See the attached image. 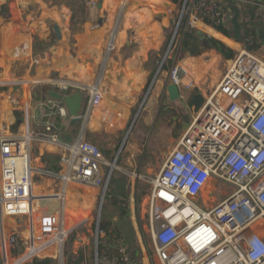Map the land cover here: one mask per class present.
Here are the masks:
<instances>
[{"label":"crops","instance_id":"crops-1","mask_svg":"<svg viewBox=\"0 0 264 264\" xmlns=\"http://www.w3.org/2000/svg\"><path fill=\"white\" fill-rule=\"evenodd\" d=\"M160 1H166L169 5L165 6ZM260 3L262 5H258L260 10L255 15L252 34L243 43L236 41L232 31L226 36L203 19H198L197 23L210 28L215 34L200 28L197 23L194 28L230 47L229 41H234L233 48L236 49L239 46L252 47L250 51H257L264 58V33L260 34L264 0ZM172 4L175 3L167 0H0V81L4 84L0 86V134L21 137L27 132V127L31 132H36L49 125L64 142H67L63 139L66 133L72 138L68 143L80 140L95 142L100 146L104 158L101 172L106 180L105 193L112 175L128 176L125 183L119 184V189H128L129 185L132 192L138 189L132 175L151 166V159L144 160L152 156L154 145L150 143L153 137L166 144L174 141L177 145L201 108H197L195 96L201 95L203 103L208 97L207 87L194 86V83H201L203 76L207 77L206 73L218 61V56L222 57L216 51L212 56L213 50L210 48L197 56L178 58L177 42L175 50L166 52L160 58V49L169 34ZM222 10L230 28L242 20L236 3L228 1L226 8L222 5ZM181 13L182 4L172 34L177 38L180 37L181 27L186 26ZM73 25L77 26L78 31L69 41L64 35ZM54 28H57L59 37ZM157 57L160 62L156 66ZM179 65L186 69L187 76L175 83L170 79V72ZM221 74L219 69L212 71L208 84L210 91L213 86L216 87ZM171 86L175 87L173 93ZM90 88L104 93L100 107L92 106ZM47 89H59L64 94L79 92L84 107L80 121L70 125L68 113L60 116L56 107L64 105L61 102L51 99L44 103L43 95ZM30 92L33 99H25ZM36 101L46 105V111L34 116L30 110H35ZM142 112L143 117L139 121L138 116ZM42 116L46 120L40 124ZM5 125H9L11 131L8 132ZM32 153L36 154L42 167L36 165L35 169L33 165L34 174L38 173L40 177L32 178L34 201L30 215L39 209L40 195L46 192V197H50L56 189L52 196L58 198L61 207L63 205L65 226L74 223L76 218L86 217L87 212L82 213L83 217L70 213V216L65 215L66 204L74 202L78 206L90 207L93 201L89 198L94 199L90 193L91 187L103 192V186L62 180L61 175L66 167L61 161L65 155L61 145L32 141L31 161ZM138 178L141 176L138 175ZM121 194H118L120 200L124 199ZM78 196L77 204L75 200ZM133 203L132 197L128 204L133 206ZM44 213L47 212L41 215ZM117 215L126 216V209L123 208ZM107 216L114 219L112 242L103 245L113 250L125 247L134 264H148L138 232L132 238L126 225L116 219L118 216ZM144 226L148 231V223ZM60 228L64 233L62 226ZM16 235L20 239L19 246L9 244V248H6L4 229L0 228V264L7 262L9 255L15 258L12 264L24 256L21 241L25 237L21 236V231ZM46 249L44 245L38 254ZM40 257H46V254Z\"/></svg>","mask_w":264,"mask_h":264},{"label":"built area","instance_id":"built-area-1","mask_svg":"<svg viewBox=\"0 0 264 264\" xmlns=\"http://www.w3.org/2000/svg\"><path fill=\"white\" fill-rule=\"evenodd\" d=\"M240 1L262 5L257 0ZM181 16L193 28L198 19L213 25L224 20L219 0H182ZM243 49L230 58L157 174L145 177L150 184L148 231L141 224L143 217L136 227L148 264H264V59ZM181 74L179 67H173L171 81L178 82ZM90 90L92 106L100 107L104 93ZM56 108L60 116L67 114L64 105ZM32 141L63 146L65 182L106 188L101 172L104 158L97 143L64 142L49 125L36 132L27 127L21 137L0 134V228L5 217L31 214ZM219 184L229 190L216 202ZM60 222L58 212L40 215L37 228L21 241L25 254L15 264L29 262L46 243L57 239ZM8 241L15 244V234ZM117 252L97 253L95 264H134L125 247Z\"/></svg>","mask_w":264,"mask_h":264},{"label":"rangeland","instance_id":"rangeland-1","mask_svg":"<svg viewBox=\"0 0 264 264\" xmlns=\"http://www.w3.org/2000/svg\"><path fill=\"white\" fill-rule=\"evenodd\" d=\"M169 2H171L170 0H167ZM181 4H182V0H180L179 3H175L172 4L171 7H173L170 13V24H169V34L167 37V40L165 42V44L162 46V48L160 49L159 55L160 58L165 55V53L167 52V48L170 44V41L172 39V34L174 32V29L177 25V19L179 17V13H180V9H181ZM259 8L257 9V12H259ZM199 29V28H197ZM32 31H35L34 29H32ZM78 31L77 26L73 25L69 31H65V35L64 37L68 38L69 41H71L74 36L76 35L75 33ZM31 32V31H30ZM38 33V32H37ZM75 34V35H73ZM179 37L175 38L173 44L170 47L169 52H172L173 50H175V46L178 42ZM226 45V44H225ZM227 47H229L230 49L233 50L234 55L236 53H238V51H241L242 48L236 49L233 47H230L228 45H226ZM213 50V49H212ZM243 50H250L248 47H244ZM254 54L260 56L263 58V56L261 55V53L257 52V51H252ZM212 56L215 55V50H213V52H211ZM218 56V55H217ZM222 56V55H221ZM159 57V56H158ZM156 58L157 64L156 66L159 64V59L160 58ZM234 57V56H233ZM212 58V57H211ZM264 59V58H263ZM232 59L230 58H224L223 56L220 57L218 56V61L212 65V68L209 69V73H206V76H203V80L201 83H194V86H202V87H207L206 90L208 92V94H210L213 89L214 86L211 88V91L208 88V84L211 81L210 79L211 77V73L212 71L219 69L220 71H222L221 76L223 75V73L226 71V66H228V64L230 63ZM220 76V74H219ZM191 85V83H190ZM20 88V87H19ZM21 91V90H20ZM32 91V90H31ZM39 97V95H38ZM26 98H31L33 99V96L30 94H26L25 95V99ZM36 108L35 110H33L31 112L30 110V114L34 115L35 114H39L41 111H46L45 110V106L43 104H40L41 102L36 101ZM143 117V112L140 114V116H138L139 121L142 119ZM46 120L45 116H42L41 119L39 120L40 124H43V121ZM7 121V120H6ZM45 123V122H44ZM132 123V122H131ZM131 125V124H130ZM9 125H5L6 130L9 132L11 131L10 129H8ZM7 132V133H8ZM123 136V135H121ZM146 138V137H145ZM150 144L154 145V149L152 150V156H147L145 158L144 161H147L151 159V166H147L144 167L143 169L140 170V173L135 171V186L138 185V189H134V192L131 191L130 185L128 187V189H119V184L121 182L127 181V177L126 175H112L111 179L109 180L108 183V187L106 190V194L101 202V194L102 191L98 188H93L91 187V195L94 196L93 198H89L92 202L90 207L87 206H78L75 205L74 202L71 205H67L66 204V214L65 215H69L70 211L68 209H70L73 212H76L80 217H83L82 213L83 212H87L86 213V217L84 218H79L78 221H76L75 223H71L67 226L64 225V219H63V205L61 207V204L59 203L58 198H54L55 196L53 194V192L56 190H54L50 195V197H46V192H42L43 195H40V198H38V202H39V209L37 211H35L33 213V215H22V216H18L16 218H4L3 220V229H4V238L6 241V248H9V241L7 237H11L12 233L13 234H17V232L20 233L21 231V236L23 237H27L29 235V232H31V230L33 228H37L36 226L38 225V219L41 215L42 212H48V211H54V212H58L61 215V222L60 225L62 226L63 230H64V237L62 238L61 242L58 243L57 239L54 241H49L48 243H46L45 247L47 248L44 252H41L38 254V256L40 257L41 255H45L46 257H52L53 258V263L54 264H76L75 262H77V264H95V255H94V249H95V245H96V236H95V228H96V223H97V218L99 215V221H109L110 222V226L112 227L113 221L114 219L108 218L107 215H109V217L111 215L114 216H118L116 217V219L122 221L127 227V229L129 230V233L132 234V238H134V233L137 231V219L143 217L144 220H142L141 224L144 223L146 224L148 221V206H147V202H148V191L150 188V184L147 183L146 181V176H155L157 174V172L159 171V169L161 168L164 160L166 159V157L168 156V154L172 151V149L175 146V142H169V143H164L161 140L158 139V137H153V140L151 141ZM152 146V145H151ZM32 164L34 165L35 169H36V165H38L39 167H42V165L40 166L36 154L32 153ZM38 162V163H37ZM58 173V170L56 171ZM145 172H147L145 175H143ZM138 175L141 176V178H138ZM115 176V178H113ZM40 174H32V178H39ZM112 183L114 184V186H112ZM122 184V183H121ZM229 188L227 185H222L219 184L217 186V190L215 192L214 198L216 202H219L224 196H223V192L228 191ZM61 191V189H60ZM59 192V189H57V193ZM207 189L204 191V194H206ZM41 193V194H42ZM121 194L122 200H120L118 198V194ZM136 193H138V197L136 198L135 196L137 195ZM48 194V193H47ZM134 199V203L133 206H129L128 202L130 200V198ZM141 197V199H140ZM79 196L76 198L75 201H77L76 203H79ZM206 198L208 199V193L206 194ZM203 200V199H202ZM101 203V204H100ZM78 206V207H77ZM126 209V216L124 215V217H119V215H117V213H120L122 211V209ZM86 210V211H85ZM34 221H33V219ZM114 226V225H113ZM137 226V227H136ZM112 229V228H111ZM145 229V228H143ZM11 235V236H10ZM146 235V234H145ZM148 237V235H146ZM115 238V237H114ZM112 239L108 238L106 236H101L99 235L98 238V244H104L106 245V243H111ZM116 240V238H115ZM134 240V239H133ZM148 240V244L150 249L152 250V244L149 241V238H147ZM57 241V242H56ZM110 241V242H109ZM136 243V242H135ZM134 243V245L136 246V244ZM14 245V244H13ZM14 248L11 247V250ZM70 258V259H68ZM17 259V258H16ZM12 260H15V258H11V256L9 255L7 262L9 264H12Z\"/></svg>","mask_w":264,"mask_h":264},{"label":"trees","instance_id":"trees-1","mask_svg":"<svg viewBox=\"0 0 264 264\" xmlns=\"http://www.w3.org/2000/svg\"><path fill=\"white\" fill-rule=\"evenodd\" d=\"M173 3H179L180 0H171ZM236 3V6L240 10V17L241 21L236 22L233 24V28L229 27L228 22L224 19L220 24L218 25H213L209 20H206L205 22L211 26H213L216 30L222 32L224 35L229 36L230 31L233 32L235 39L237 42H245L249 36L252 34V25L254 23V18L258 9V5L246 1H240V0H228ZM226 0H219L221 6L223 5L224 8H226V3L228 2ZM264 33V16H263V24H262V29L260 30V34ZM179 39H178V46L176 47V52L178 58H182L185 55L189 56H197L201 54L206 48L204 46L203 41L199 37L198 30L189 27V26H182L180 31H179ZM209 39L212 42V47L211 49L215 50L219 54H221L224 58H231L234 54L233 50L227 47L222 41L208 36ZM230 45L233 47L234 41H229ZM250 47L249 49H251ZM256 50V49H254ZM194 102L197 106V108H200L201 105L203 104V98L201 95H196ZM20 114V113H18ZM1 121V118H0ZM57 169V168H56ZM107 193V192H106ZM105 193V194H106ZM124 211V210H123ZM70 214H77L76 212H73L70 210ZM99 235L103 234L106 237H112V229L110 226L109 221H100L99 226ZM19 241L20 239L18 236H15V246H19ZM16 254L18 253L15 251ZM98 253L99 254H109V255H114L118 254L116 249H110L104 246L103 244H98ZM70 259V258H68ZM71 260V259H70ZM77 264V262H75ZM28 264V263H25ZM29 264H54L53 260L50 257H38L35 256L31 260Z\"/></svg>","mask_w":264,"mask_h":264},{"label":"water","instance_id":"water-1","mask_svg":"<svg viewBox=\"0 0 264 264\" xmlns=\"http://www.w3.org/2000/svg\"><path fill=\"white\" fill-rule=\"evenodd\" d=\"M257 1L261 2V0H257ZM160 3L165 5V6L169 5V3H167L166 1H160ZM54 31H55L56 35L59 37L60 34H59L57 28H54ZM198 33H199L200 39L204 43L205 48L206 49H210L212 47V42L209 39L208 35L203 33V32H201V31H198ZM174 36L175 35H173V37ZM173 37H172V39L170 41V45L172 43ZM169 47L170 46H168V48H167V52L169 50ZM159 69H160V67H159ZM159 69H158V71H159ZM170 90H171L172 93L175 92V87L171 86ZM43 98H44V103H46V102H48L49 100L52 99V100H56V101L61 102L62 104H64V106L67 109L68 115L71 117L70 125H74V124H76L77 122L80 121V116H81V114L83 112L84 107H83V97H82V95L79 92H73V93H70V94H64L59 89H47L45 91V94L43 95ZM63 139L65 141H67V142H71L72 141V138L69 135H67V133L63 135ZM104 196H105V189L103 190V192L101 194V202H102ZM99 222L100 221H99V215H98L96 228H95L96 242H97L98 234H99V230H98ZM97 253H98V246L96 244L95 245V249H94L95 258L97 257Z\"/></svg>","mask_w":264,"mask_h":264},{"label":"bare ground","instance_id":"bare-ground-1","mask_svg":"<svg viewBox=\"0 0 264 264\" xmlns=\"http://www.w3.org/2000/svg\"><path fill=\"white\" fill-rule=\"evenodd\" d=\"M197 25L200 27V28H202V29H205L206 31H208V32H210L211 34H215V32L213 31V30H211L210 28H208V27H205V26H203V25H201L200 23H197ZM117 34V33H116ZM116 39V38H115ZM179 70L181 71V76H180V79L181 78H184V77H186L187 76V71H186V69L184 68V67H182V66H180L179 65ZM206 194H207V192H206ZM206 194H205V196H206ZM32 195H33V191H32ZM33 201H34V195H33V197H32V207H33ZM78 219L79 218H76L75 219V221H74V223L76 222V221H78ZM61 229V228H60ZM63 231L62 230H60V232H59V236L57 237V239H58V242L63 238ZM56 240V239H55ZM57 242V241H56Z\"/></svg>","mask_w":264,"mask_h":264}]
</instances>
